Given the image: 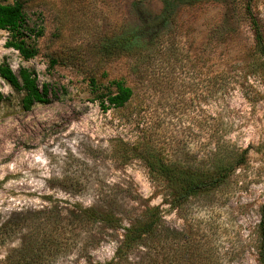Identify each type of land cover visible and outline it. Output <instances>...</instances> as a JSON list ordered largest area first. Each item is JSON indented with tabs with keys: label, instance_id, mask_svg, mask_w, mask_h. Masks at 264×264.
I'll return each instance as SVG.
<instances>
[{
	"label": "rangeland",
	"instance_id": "1",
	"mask_svg": "<svg viewBox=\"0 0 264 264\" xmlns=\"http://www.w3.org/2000/svg\"><path fill=\"white\" fill-rule=\"evenodd\" d=\"M247 1L24 0L38 54L23 60L0 30V64L15 74L34 71L40 85L50 86V102L23 111L21 95L0 78V234L7 222L11 229L0 264L24 237L50 231L59 252L42 264H260L264 86L248 68L254 62ZM249 3L264 31V0ZM165 15L174 27L163 25ZM152 19L155 32L175 45L164 40L147 72L131 71L134 58L99 55L104 38ZM169 46L175 50L166 58ZM237 72L222 88L223 73ZM90 77L122 79L134 98L123 111L104 113L91 100ZM210 119L213 131L222 133L221 120L225 138L246 149L245 161L219 189L181 208L165 202L142 162L123 165L112 157L115 139L140 133L172 162H199ZM153 206L171 232L168 243L122 248L117 257L124 229ZM79 208L109 212L119 226L79 227L71 223Z\"/></svg>",
	"mask_w": 264,
	"mask_h": 264
},
{
	"label": "trees",
	"instance_id": "2",
	"mask_svg": "<svg viewBox=\"0 0 264 264\" xmlns=\"http://www.w3.org/2000/svg\"><path fill=\"white\" fill-rule=\"evenodd\" d=\"M249 2L250 0L246 2L244 14L252 33V51L249 56L253 59L254 64L248 68L250 74L256 73L260 76L264 86V31L251 14ZM24 3V0H13L8 4L0 2V30L8 33L5 46L16 51L23 60L28 61L37 56L38 49L30 41L29 33L32 31L27 25ZM161 22L165 27L169 24L174 27L172 20L167 15L161 18ZM156 29L155 19L139 26H128L121 33L104 38L99 44L98 53L107 59L134 58L135 62L130 67L131 71L144 74L154 61L157 48L164 40L170 43V46L175 45L174 39H170V35H160L155 32ZM170 46L166 50V58H169V52L175 50L174 47L170 50ZM52 64L55 62L52 61ZM237 76H240L238 72L232 73V75L223 73L222 88L226 89L227 82H231L232 79L235 81ZM0 78L21 95L19 105L23 111L28 112L37 104L50 102V86L48 84L40 85L34 71L28 68H20L15 74L7 63L2 62ZM88 86L92 102H96L104 113L110 110L123 111L134 98L133 89L127 86L122 79L101 82L90 77ZM218 121L222 133L213 131L211 119L207 123V150L205 157L199 162H172L167 159L163 147L157 146L150 138L142 137L140 133L132 141L115 139L112 157L123 165L134 160L142 162L151 181L162 188L165 202L171 207L181 208L190 199L219 189L235 169L245 161L246 149L241 150L228 141L225 138L226 131L222 127L223 122ZM73 219L71 223L77 224L79 227L83 224H90L94 227L100 225L119 226L118 220L111 213L94 208H79ZM8 226H10V222L5 223L2 227L5 231L4 234H0V244H4L11 236V229ZM256 231L260 241V264H264V212ZM65 234L66 232L63 233V235ZM39 237L38 233L24 237L20 247L9 253L1 264H42L47 256L59 252L58 246L53 244L56 237L52 231ZM170 238L171 232L163 224L159 208L157 206L148 207L139 219L124 229L123 242L117 249L116 256L120 255L122 248L128 250L137 246L147 247L149 244L159 241L167 244ZM52 245L55 252L48 249ZM106 264H114V262Z\"/></svg>",
	"mask_w": 264,
	"mask_h": 264
}]
</instances>
